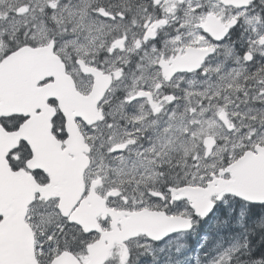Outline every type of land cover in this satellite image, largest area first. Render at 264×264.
I'll return each instance as SVG.
<instances>
[{
	"label": "snow or ice",
	"instance_id": "obj_1",
	"mask_svg": "<svg viewBox=\"0 0 264 264\" xmlns=\"http://www.w3.org/2000/svg\"><path fill=\"white\" fill-rule=\"evenodd\" d=\"M0 264H264V0H0Z\"/></svg>",
	"mask_w": 264,
	"mask_h": 264
}]
</instances>
